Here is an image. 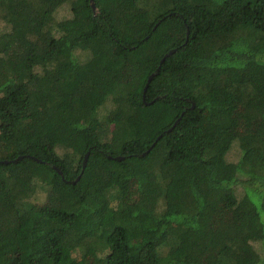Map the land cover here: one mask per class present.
Here are the masks:
<instances>
[{
	"label": "trees",
	"instance_id": "16d2710c",
	"mask_svg": "<svg viewBox=\"0 0 264 264\" xmlns=\"http://www.w3.org/2000/svg\"><path fill=\"white\" fill-rule=\"evenodd\" d=\"M94 2L0 0V264H264V0Z\"/></svg>",
	"mask_w": 264,
	"mask_h": 264
},
{
	"label": "rangeland",
	"instance_id": "374dc122",
	"mask_svg": "<svg viewBox=\"0 0 264 264\" xmlns=\"http://www.w3.org/2000/svg\"><path fill=\"white\" fill-rule=\"evenodd\" d=\"M70 16H71V9H70V5L69 4L63 5L56 12V20H59V19L65 18V17H70ZM2 27H3V23L0 20V28H2ZM245 130H248V132H252V131H254V127L249 125V126L246 127ZM239 152H240L239 141L237 139V140H235L233 142V147H232L230 153L228 154V158L231 159V160H237L238 157L240 156ZM134 185H136V184H134ZM134 189H135V187H134ZM43 199L44 198L41 196V200H43ZM131 199L132 200L134 199V195H133V197ZM235 214H236V212H233V211H225L223 213V215H221V216L222 217L225 216V217H228V218H233L235 216Z\"/></svg>",
	"mask_w": 264,
	"mask_h": 264
},
{
	"label": "water",
	"instance_id": "95a60500",
	"mask_svg": "<svg viewBox=\"0 0 264 264\" xmlns=\"http://www.w3.org/2000/svg\"><path fill=\"white\" fill-rule=\"evenodd\" d=\"M91 2H92V6H93V9H95L96 8V5H95V2H94V0H91ZM174 51H175V49H172V50H170L163 58H162V60H161V64L167 59V57H169L170 55H172L173 53H174ZM158 71H159V69H157L155 72H153L150 76H149V78H148V82H147V84H146V86H145V88H144V93H146L147 92V90H148V87H149V85H150V83H151V81L153 80V78L155 77V75L158 73ZM144 98H145V94H144ZM177 124V122L174 124V126ZM172 129V128H171ZM152 148H150V150H151ZM150 150H148L146 153H148ZM142 155H145V154H142ZM88 157H89V154L87 153L86 154V157H85V160H84V164H83V171H84V169L86 168V165H87V161H88ZM21 158V157H20ZM20 158H17V159H15V160H13V161H17L18 159H20ZM116 159H119V160H121L122 159V157L121 156H117L116 157ZM4 163H9L10 161L9 160H4L3 161ZM60 173H62L59 169H57ZM80 179V176L77 178V180H75V181H73L74 183L76 182V181H78Z\"/></svg>",
	"mask_w": 264,
	"mask_h": 264
}]
</instances>
